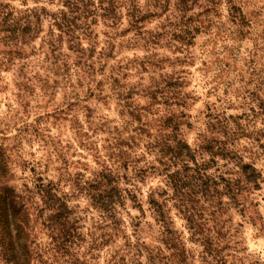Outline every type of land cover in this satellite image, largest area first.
<instances>
[{
	"label": "trees",
	"instance_id": "obj_1",
	"mask_svg": "<svg viewBox=\"0 0 264 264\" xmlns=\"http://www.w3.org/2000/svg\"><path fill=\"white\" fill-rule=\"evenodd\" d=\"M197 1L65 0L63 8L51 14L52 25L71 36L75 32L86 34L101 19L112 33L104 34L114 39L110 42L111 50L117 53L129 50L136 55L138 49H143L147 55L141 61L135 57L127 60L126 56L119 59L112 56L116 64L111 65L107 83L121 105L123 118L121 125L114 127L118 128L114 137L115 165L104 163L92 171V178L76 182L99 212L93 223L86 225L77 206L71 204L68 195L53 180L39 177L30 181V185L28 182L19 187L11 185L8 148L0 146V261L3 264H102V257L104 264H193V260L199 264H225L219 242L224 233L214 217L215 211H211L212 203L218 198L216 206L222 209L221 196L237 201L243 190L259 188L261 172L253 163L243 162L233 154L227 139L237 137L238 133L230 127L227 117L217 119L218 124L208 121V130H200L195 147L187 142L182 130L185 124L182 117L186 113L180 111L177 115L170 109L172 104H180L177 100L181 95L179 75L172 61L168 64L171 71L159 72L160 79L142 85V92H135L127 82L136 73L164 68V59L156 57V51L150 52L162 38L168 37L172 43L168 46L175 47L174 53L177 41L184 46L194 43L204 27V21L189 14ZM226 5L232 21L239 26L250 28L258 23L249 17L257 18L260 10L248 13L243 0H226ZM211 10L217 11L211 8L203 13L209 17ZM42 11L0 13V34H4L0 41L14 47L0 51V67L10 68L16 59L25 58L17 55V49L35 37L33 34L43 19ZM156 21L154 28L149 26ZM50 44L51 52L55 53L59 47ZM107 49L100 52L106 53ZM53 64V77H48L53 83H58V77L70 81L78 76L77 69L59 59ZM87 66L91 68V64ZM84 71L90 77V69ZM143 80L140 75L138 83L143 84ZM104 81L99 80V87H95L100 94L105 91ZM95 89L89 87L90 95L95 94ZM133 94L146 98L148 103L133 105L130 102ZM155 105H160L156 112H166L165 117L150 116ZM166 105L170 106L165 108ZM215 125H220L219 131ZM220 132L225 140L215 135ZM146 153L156 157L153 161L146 159ZM206 154L210 160L204 159ZM216 157H238L239 177H214L209 169L210 164L216 163ZM152 174L163 178L162 187L146 188V179ZM206 202L210 203L206 205ZM133 210L137 213L131 214ZM208 212L213 219L206 221ZM152 229L155 233H151ZM191 243L203 245L201 253L198 248H191Z\"/></svg>",
	"mask_w": 264,
	"mask_h": 264
},
{
	"label": "rangeland",
	"instance_id": "obj_2",
	"mask_svg": "<svg viewBox=\"0 0 264 264\" xmlns=\"http://www.w3.org/2000/svg\"><path fill=\"white\" fill-rule=\"evenodd\" d=\"M64 2L0 0V13L27 9L41 12L44 9L39 30L33 34L35 37L27 44H20L22 49H17V55L25 58L16 59L10 68L0 67V146L8 148L13 178L11 185L19 187L25 182L30 185V181L34 182L39 177L53 180L89 225L99 212L76 182L92 178V171L100 169L104 163L115 165L114 137L118 128L114 127L123 121L121 105L107 83L111 65L116 64V58L112 56L117 55V59L126 56L127 60L135 57L141 61L147 52L138 49L133 55L134 51L117 53L111 50L110 42L114 39L104 34L112 35L101 19L92 24L86 34L75 32L71 36L57 29L52 25L51 14L63 8ZM243 3L248 13L260 10L257 18H249L262 24L241 27L232 21L226 0H198L189 14L204 21V27L194 38V43L184 46L177 41L174 53L175 47L168 46L172 44L168 37L162 38L159 45H155L156 49L152 47L150 52L156 51V57L166 59L165 62L163 60L164 68H154V71L150 68L149 72L139 75L131 71L136 75L128 78L127 82L135 92H142V85H150L160 79L159 72L171 71L168 64L172 61L179 75L181 95L177 100L179 105L169 106L177 115L180 111L186 113L182 117L185 121L183 137L193 147L200 130H208V121L218 124L217 119L229 118L230 127L237 129L238 133L237 137L228 136L227 139L234 149L233 154L243 162L253 163L261 172V179L259 188L243 190L237 201L221 196L222 209L216 206L218 198L210 207L224 233L219 241L223 246L224 263L264 264V0H243ZM211 8L217 11L211 10L208 17L203 12ZM157 23L149 26L154 28ZM50 43L55 48L59 47L55 53L51 52ZM102 48H108L106 53L100 52ZM10 49L14 50L13 44L0 41V51ZM58 59L77 69L78 76L70 81L58 77L57 84L48 79L53 77V61ZM86 69H90V77L85 73ZM140 75L144 77L141 85L138 83ZM99 80H105V91L101 94L95 89L99 87ZM89 87L95 89V94L90 95ZM130 102L137 106L148 103L146 98L136 94ZM159 106L153 108L152 118L166 116L164 111L156 112ZM215 127L220 130V125ZM215 135L226 139L221 132ZM142 138L145 143L147 136L144 134ZM125 149L129 151L126 146ZM155 157L153 154L145 155L152 161ZM238 157H216V163L210 164L209 172L217 179L238 178ZM204 159L207 161L211 157L206 154ZM162 180L158 174H152L146 179V188L162 187ZM130 213L137 212L133 210ZM205 217L206 221L213 219L209 212ZM151 233H155V229ZM189 246L198 248L200 253L203 249L199 244L191 243ZM100 262L105 263L104 257ZM193 264L199 262L193 260Z\"/></svg>",
	"mask_w": 264,
	"mask_h": 264
}]
</instances>
